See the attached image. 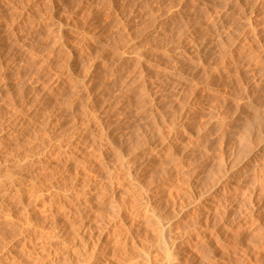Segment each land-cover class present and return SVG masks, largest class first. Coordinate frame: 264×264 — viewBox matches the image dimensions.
<instances>
[{"label":"rangeland","instance_id":"rangeland-1","mask_svg":"<svg viewBox=\"0 0 264 264\" xmlns=\"http://www.w3.org/2000/svg\"><path fill=\"white\" fill-rule=\"evenodd\" d=\"M0 157V264H264V0H0Z\"/></svg>","mask_w":264,"mask_h":264},{"label":"bare ground","instance_id":"bare-ground-1","mask_svg":"<svg viewBox=\"0 0 264 264\" xmlns=\"http://www.w3.org/2000/svg\"><path fill=\"white\" fill-rule=\"evenodd\" d=\"M47 148V147H46ZM45 149V148H44ZM48 149V148H47ZM43 150V149H42ZM1 158V157H0ZM26 159V158H25ZM26 161V160H25ZM3 162V161H2ZM20 162H22V161H20ZM32 162V161H31ZM22 164H23V162H22ZM19 165V164H18ZM21 165V164H20ZM28 165V164H27ZM18 167V166H17ZM21 169H22V167H21ZM25 169V168H24ZM23 169V170H24ZM10 166L9 165H3V166H0V179H1V182L3 181V185H5L4 183H6V179H7V181L8 180H10V179H8L9 177V174H10ZM19 170V169H18ZM17 170V171H18ZM19 172V171H18ZM18 172H16V174L18 173ZM15 174V175H16ZM22 175V174H21ZM8 177V178H7ZM12 178V177H11ZM14 180V179H13ZM12 180V181H13ZM15 181V180H14ZM0 182V183H1ZM11 183V182H10ZM13 183V182H12ZM2 184V183H1ZM7 184V183H6ZM8 184H9V182H8ZM15 184V183H14ZM13 184V185H14ZM10 185H12V184H10ZM16 185V184H15ZM77 245V244H76ZM78 252V251H77Z\"/></svg>","mask_w":264,"mask_h":264}]
</instances>
